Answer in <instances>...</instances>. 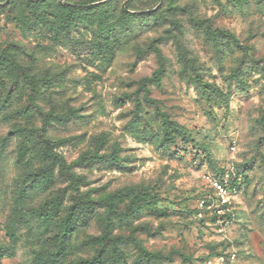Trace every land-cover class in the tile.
Returning <instances> with one entry per match:
<instances>
[{
  "label": "rangeland",
  "instance_id": "rangeland-1",
  "mask_svg": "<svg viewBox=\"0 0 264 264\" xmlns=\"http://www.w3.org/2000/svg\"><path fill=\"white\" fill-rule=\"evenodd\" d=\"M100 251L264 264V0H0V264Z\"/></svg>",
  "mask_w": 264,
  "mask_h": 264
},
{
  "label": "trees",
  "instance_id": "trees-1",
  "mask_svg": "<svg viewBox=\"0 0 264 264\" xmlns=\"http://www.w3.org/2000/svg\"><path fill=\"white\" fill-rule=\"evenodd\" d=\"M62 6H64V8L66 9V16L64 17V19L65 20L68 18L72 19L73 18L72 17V6L71 5H62ZM196 23H204V21L203 20L202 21H196ZM205 27H206V33L211 37H217V36L229 37L231 35L230 32L226 29L211 28L208 24ZM194 72H195V77L198 78L199 81H201L200 76L196 72V69L194 70ZM145 98H146L147 103H150V104L154 103V100L152 101L151 98H148V96H145ZM155 111L159 115V118L162 121V123L165 125L166 122L168 121L167 114L165 112L159 111L158 108H156V106H155ZM64 116H66V115H64ZM64 116L62 115V116L58 117L57 119L63 120ZM174 123L176 124V122H174ZM104 157L109 159V160H115L116 159L115 152H112L111 154H108L107 156H104ZM92 159H93L92 156H83L80 158V161L83 163H87L88 161H91ZM53 167L54 166H51V168H50L51 171H53V169H54ZM216 176H219V173H217ZM242 176L244 177V174ZM243 177H242V179H244ZM231 185L237 186V183L233 182ZM124 196H128V193L125 190H118L117 192L113 193L112 195H110L107 198V204L109 205V209H110L109 212H113L114 213L113 215H115V217H117V218H121L122 216H130V215L138 212L139 209L141 208V203L147 201L149 194L147 192H144V193L139 192V193L133 195L127 209L125 211H119L116 208L117 200H119L120 198H122ZM75 208L83 209L86 211L90 210L91 212L94 210V208L88 204H80L79 207L75 204L71 208L72 215H73V211L75 210ZM71 216L67 219L68 221L71 218ZM65 222H66V227H67V224L69 222H67V221H65ZM66 232H67V229H65L63 231V233L61 234V239H60L59 245L62 247V249H63L62 242L65 239L66 235L68 234ZM109 238H110L109 242L112 245L113 249L116 248V242L117 241H122V238H119V237H116V238L115 237H112V238L109 237ZM102 245L106 246V245H108V243L103 242ZM59 250H60V248H59ZM143 253L146 256L150 257V253L146 252L145 250H143ZM100 255H101V251L93 259L86 261L85 264H102L103 263L101 260L102 256H100Z\"/></svg>",
  "mask_w": 264,
  "mask_h": 264
},
{
  "label": "built area",
  "instance_id": "built-area-1",
  "mask_svg": "<svg viewBox=\"0 0 264 264\" xmlns=\"http://www.w3.org/2000/svg\"><path fill=\"white\" fill-rule=\"evenodd\" d=\"M229 174L227 171H225L224 173L219 174V176H217L213 181H212V185L214 187V189L220 194L223 195L225 193V191L227 189L230 188V186H228L226 184L227 178H228Z\"/></svg>",
  "mask_w": 264,
  "mask_h": 264
}]
</instances>
